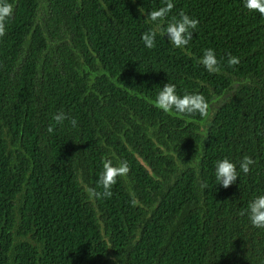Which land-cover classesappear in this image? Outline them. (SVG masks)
Segmentation results:
<instances>
[{
    "label": "trees",
    "instance_id": "trees-1",
    "mask_svg": "<svg viewBox=\"0 0 264 264\" xmlns=\"http://www.w3.org/2000/svg\"><path fill=\"white\" fill-rule=\"evenodd\" d=\"M7 2L0 264H264V229L247 215L264 195V17L243 0H172L157 23L184 12L199 21L193 38L180 49L157 31L148 49L145 19L165 0ZM209 48L218 73L198 62ZM167 83L202 95L208 115L156 108ZM244 156L255 161L248 174ZM224 158L237 165L228 188L215 180ZM105 159L130 171L110 198H93Z\"/></svg>",
    "mask_w": 264,
    "mask_h": 264
},
{
    "label": "clouds",
    "instance_id": "clouds-1",
    "mask_svg": "<svg viewBox=\"0 0 264 264\" xmlns=\"http://www.w3.org/2000/svg\"><path fill=\"white\" fill-rule=\"evenodd\" d=\"M135 2V0H133ZM244 7L249 12H257L261 17H264V0H243ZM172 0H165V6L158 8L157 10L150 11L145 19L146 22L155 24V28L142 34L141 39L148 49L155 47V38L157 31L162 36L167 35L169 43L175 48L184 49L192 40L194 30L198 27V19L191 18L184 12L179 13V18L173 17L170 22H167V26L164 27L162 23L167 21V17L174 8ZM139 11L143 14L142 8ZM14 13V7L12 3L7 0H0V38L6 35V23L11 19ZM198 62L209 72H220V62L218 61L213 49H205L203 55L199 58ZM237 57L231 56L227 64L229 67L239 64ZM154 106L162 110L166 114L176 115L179 118L190 117L199 113L200 116L206 117L208 115L209 104L205 98L200 94H185L180 96L177 94L176 86L174 84L167 83L161 88L158 95L155 98ZM68 117L65 113L60 112L53 117L55 124L61 125L67 120ZM70 123L73 127L76 126L77 121L71 119ZM48 133L54 131V126L50 125L47 128ZM255 161L244 156L239 163V169L248 174L251 170V166ZM130 168L126 161H123L119 166H113L110 159L103 161V171L98 178V185L103 189L102 192L96 189H89L90 195L93 198H110L112 196V187L117 183L118 177H125L129 173ZM238 178L237 165L231 162L229 159L224 158L218 160L215 165V180L217 184L222 185L224 188H228L236 182ZM135 204V201H133ZM245 213H241L244 215ZM247 215L251 225L257 229H264V195L257 196L250 202L247 210Z\"/></svg>",
    "mask_w": 264,
    "mask_h": 264
},
{
    "label": "rangeland",
    "instance_id": "rangeland-1",
    "mask_svg": "<svg viewBox=\"0 0 264 264\" xmlns=\"http://www.w3.org/2000/svg\"><path fill=\"white\" fill-rule=\"evenodd\" d=\"M221 103V99L218 100L216 103H215V106H218L219 104ZM214 106L213 108V112L216 110V107ZM207 126H208V123H203V131H205L207 129Z\"/></svg>",
    "mask_w": 264,
    "mask_h": 264
}]
</instances>
